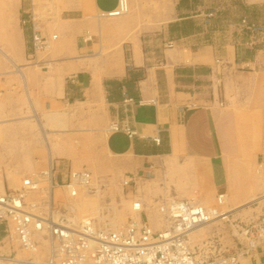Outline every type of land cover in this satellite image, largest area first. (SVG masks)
<instances>
[{"label":"crops","instance_id":"1","mask_svg":"<svg viewBox=\"0 0 264 264\" xmlns=\"http://www.w3.org/2000/svg\"><path fill=\"white\" fill-rule=\"evenodd\" d=\"M117 2H66L59 20L41 26L57 38L37 55L31 3L0 0L12 17L0 22V44L12 45L0 58L3 190L50 162L59 174L65 162L86 169L82 158L94 157L99 173L130 178L134 196L149 182L160 198L233 195L243 167L264 164V50L247 48L240 27L258 22L261 6L243 0L229 17L211 0H129L130 14L100 17ZM239 264H264V244Z\"/></svg>","mask_w":264,"mask_h":264},{"label":"built area","instance_id":"2","mask_svg":"<svg viewBox=\"0 0 264 264\" xmlns=\"http://www.w3.org/2000/svg\"><path fill=\"white\" fill-rule=\"evenodd\" d=\"M128 11L129 0H118L113 11L101 13L100 17H120ZM28 22L33 53L48 49L50 41L57 36L52 35L48 40L41 35V25L32 4ZM240 27L241 31L248 32L244 41L247 48L260 45L264 50V24L243 18ZM108 130L123 132L128 137L134 135L129 127L117 124H111ZM258 168V172L264 174V164H259ZM55 170L50 162L46 170L24 177L18 189L3 190L0 194L3 231L28 253L37 254L46 246L45 264H239L240 257L250 255L264 244L263 211L256 220L239 227L245 244L238 253L211 261L198 259L188 243V234L198 226L228 220L230 212L223 211L225 194L217 195L210 206L175 198L155 201L161 223L157 230L150 225L149 206L141 198L132 201L131 209L136 216L116 229L102 227L93 218L76 220L70 215L71 208L57 203L55 189L60 188L70 199H75L82 190L91 189L92 175L85 169L71 168L64 174ZM130 183L131 179L127 178L123 186ZM31 194L34 199L30 198Z\"/></svg>","mask_w":264,"mask_h":264},{"label":"rangeland","instance_id":"3","mask_svg":"<svg viewBox=\"0 0 264 264\" xmlns=\"http://www.w3.org/2000/svg\"><path fill=\"white\" fill-rule=\"evenodd\" d=\"M28 1L32 4V10L37 15L38 22L42 26L48 25L51 21L59 20V18L62 17L63 8L65 7L66 2H69L70 0ZM242 1L243 0H211V6L217 11L216 14L235 17L241 13L240 7L242 6ZM245 1L248 4H258V6H261L260 8L263 11L258 13V20H256L258 22L254 23L264 24V1L256 3L249 2L248 0ZM231 6H236V8H234L232 12H228V9ZM146 10H148L146 11V15L150 16L149 7ZM131 11L129 3L128 14H130ZM4 20L7 21L8 25L12 23L10 8H7L6 10L2 8L0 10V22H5ZM145 22H148V20ZM8 41V45L0 44V58L5 55H7L8 58L11 56L10 47L12 45L10 44V38ZM48 49L37 52V55L48 51ZM36 67L40 69L42 66L36 64ZM45 69L46 67L44 70ZM258 135L259 134L256 132L255 136ZM3 137L4 132L1 130L0 126V194L3 193V178L1 173L3 165L2 161L5 164L7 159L5 156L3 158L1 157V146L6 144L5 140H2ZM82 159L86 160L84 162L86 166L85 170L92 175L93 182L91 189L82 190L75 199H70L62 189H55V199L57 203L62 207L71 208L68 210L73 218L76 220L93 218L102 227L116 229L125 225L130 218L136 216V213L131 209L132 201L136 198H141L146 205L149 206L148 213H150L153 218L159 219L158 213L155 210V201L170 198H160L156 193H153L151 182H149L144 190L139 191L138 194L134 196L127 191V187L123 186V181L127 180V178L122 175L115 176L110 173H99L96 168L94 157ZM47 167L41 171L46 170ZM61 168L65 173L68 169H71L70 162H65L63 166H60V169ZM243 168L248 170L247 173H244V177L241 179V184L243 186L234 190L233 195H225V206L223 211L236 208L230 212L228 220L215 221L211 224L202 226L188 236V243L200 260L211 261L219 256H228L238 253L241 246L245 244V240L240 235L239 227L250 221L256 220L264 211V174L258 172V164L255 163L249 162L248 166ZM72 169L80 170L81 167H72ZM41 171H30L26 174H20L18 176V186L13 187L12 189H18L21 180L24 177ZM30 198L34 199L35 196L31 194ZM213 202L214 200L210 203L201 204L210 206ZM149 222L154 230L160 228L159 220L155 221V227L153 226L154 222L151 219ZM4 229V225H0V264H27V262L32 261H37L40 264L46 263V246H43L37 254L28 253L22 250L15 240L9 239L7 233L3 231ZM16 258L19 261H16ZM241 259L242 258H239V262Z\"/></svg>","mask_w":264,"mask_h":264},{"label":"bare ground","instance_id":"4","mask_svg":"<svg viewBox=\"0 0 264 264\" xmlns=\"http://www.w3.org/2000/svg\"><path fill=\"white\" fill-rule=\"evenodd\" d=\"M138 219V218H137ZM215 222V221H214ZM211 223H213V222H211ZM211 223H209V224H211ZM151 225V224H150ZM206 225H208V224H206ZM203 226H205V225H203ZM159 227H161V223L159 222ZM202 226H198V227H196V228H194L189 234H188V236H190L192 233H194L195 231H197L199 228H201ZM153 228V227H152ZM154 230V229H153ZM240 258H243V257H240Z\"/></svg>","mask_w":264,"mask_h":264}]
</instances>
